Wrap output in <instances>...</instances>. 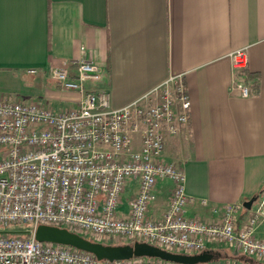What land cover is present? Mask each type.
Returning <instances> with one entry per match:
<instances>
[{"label": "built area", "instance_id": "built-area-1", "mask_svg": "<svg viewBox=\"0 0 264 264\" xmlns=\"http://www.w3.org/2000/svg\"><path fill=\"white\" fill-rule=\"evenodd\" d=\"M229 57L244 76L246 51L233 50ZM50 76L61 91L78 94L72 106L55 110L0 96V225L28 227L25 235L0 231V264H183L145 256L98 260L68 245L36 240L39 225L66 228L88 239L148 242L184 254L219 242L264 260V240L253 233L257 220L264 219V190L242 225L237 218L246 210L242 204H225L217 222L186 216L193 198L184 190V173L164 159L166 139L178 135L189 120L191 103L182 74L168 76L117 109L102 86L103 68L89 58L52 66ZM231 89L250 95L239 79ZM165 180L171 184L167 205L151 216L155 188Z\"/></svg>", "mask_w": 264, "mask_h": 264}, {"label": "crops", "instance_id": "crops-1", "mask_svg": "<svg viewBox=\"0 0 264 264\" xmlns=\"http://www.w3.org/2000/svg\"><path fill=\"white\" fill-rule=\"evenodd\" d=\"M236 49L247 53L244 76L229 57ZM80 57L103 68L102 86L115 109L168 76L183 75L189 120L166 139L164 159L184 173V190L193 198L186 216L217 222L225 204L258 203L264 190V0H0V82L29 69H36V84L53 80L52 66ZM238 79L249 96L231 89ZM47 90L46 98L66 108L78 99L54 80ZM170 190L168 181L158 183L151 216L165 209ZM249 214L241 210L238 224ZM253 233L264 240L263 218ZM209 250L239 254L225 243Z\"/></svg>", "mask_w": 264, "mask_h": 264}, {"label": "water", "instance_id": "water-1", "mask_svg": "<svg viewBox=\"0 0 264 264\" xmlns=\"http://www.w3.org/2000/svg\"><path fill=\"white\" fill-rule=\"evenodd\" d=\"M253 199L244 203L250 208ZM35 239L41 242H52L68 245L93 254L98 260H123L131 257H156L165 261L183 264L207 263L219 257L212 250H203L196 254H184L171 252L152 245L148 242L134 241L132 244L107 245L101 242L92 241L66 228H59L48 225H39L35 230Z\"/></svg>", "mask_w": 264, "mask_h": 264}, {"label": "rangeland", "instance_id": "rangeland-1", "mask_svg": "<svg viewBox=\"0 0 264 264\" xmlns=\"http://www.w3.org/2000/svg\"><path fill=\"white\" fill-rule=\"evenodd\" d=\"M37 75L33 76V74H16L14 77L6 78L2 82H0V96L3 98L11 99V100H20V101H28V102H35L40 105L54 108L55 110L66 108V102H61L58 100H52L48 99L50 86L53 84V80L47 78L45 82L36 84L33 82L35 80V77ZM42 92L44 89H46L45 95H40L41 90ZM75 95L78 97V94L75 93ZM40 96V97H39ZM53 97V96H52ZM55 97H58V94H55ZM66 99V98H63ZM70 99V98H68ZM67 99V100H68ZM73 97L71 98V101ZM77 100V99H76ZM127 190L130 191V187H127ZM129 192L125 193L124 200H125V206H126V200L128 197ZM124 210V206L119 209ZM19 231L22 234H26L28 227L24 224H9L7 228H5L3 225H0V231ZM89 239L92 241L101 242L103 244L107 245H123V244H132L134 241H122L117 240L115 238H106V237H100V236H89ZM219 242H213L208 244L209 248H215L217 247ZM208 248V249H209ZM246 256L239 252V254H221L220 258L214 259L211 261L212 264H247L246 262Z\"/></svg>", "mask_w": 264, "mask_h": 264}, {"label": "trees", "instance_id": "trees-1", "mask_svg": "<svg viewBox=\"0 0 264 264\" xmlns=\"http://www.w3.org/2000/svg\"><path fill=\"white\" fill-rule=\"evenodd\" d=\"M252 76H253V75L250 74V73L247 74L248 79L253 78ZM220 257H221V254H219V257H218V258H220ZM246 258H247V259H246L247 264H251V263H253V262H256L255 260H253L252 262H250V258H248V257H246Z\"/></svg>", "mask_w": 264, "mask_h": 264}]
</instances>
